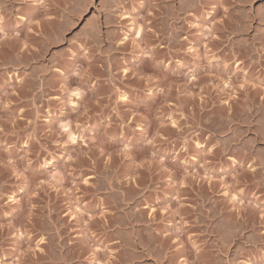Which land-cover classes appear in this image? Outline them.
<instances>
[{
    "label": "rangeland",
    "instance_id": "rangeland-1",
    "mask_svg": "<svg viewBox=\"0 0 264 264\" xmlns=\"http://www.w3.org/2000/svg\"><path fill=\"white\" fill-rule=\"evenodd\" d=\"M0 264H264V0H0Z\"/></svg>",
    "mask_w": 264,
    "mask_h": 264
},
{
    "label": "bare ground",
    "instance_id": "bare-ground-1",
    "mask_svg": "<svg viewBox=\"0 0 264 264\" xmlns=\"http://www.w3.org/2000/svg\"><path fill=\"white\" fill-rule=\"evenodd\" d=\"M179 9H180V8H179ZM179 9H178V10H179ZM172 11H173V10H172ZM168 13H169V12H168ZM174 14H175V13H174ZM174 14H173V15H174ZM168 16H170V15H168ZM179 16H180V15H179ZM172 17H174V16H172ZM185 20H186V19H185ZM183 26H184V25H183ZM170 27H171V26H170ZM180 27H181V26H180ZM165 28H166V27H165ZM138 30H139V29H138ZM207 30H208V29H207ZM139 35H140V34H139ZM165 35H166V34H165ZM138 38H139V36H138ZM165 41H166V40H165ZM173 45H174V44H173ZM178 48H179V47H178ZM176 51H177V50H176ZM177 57H178V56H177ZM74 95H75V94H74ZM76 96H77V95H76ZM121 97H122V96H121ZM122 99H123V98H122Z\"/></svg>",
    "mask_w": 264,
    "mask_h": 264
}]
</instances>
